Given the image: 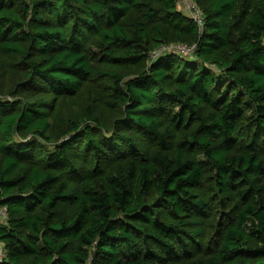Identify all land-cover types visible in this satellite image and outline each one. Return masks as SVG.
Returning <instances> with one entry per match:
<instances>
[{
  "label": "trees",
  "instance_id": "1",
  "mask_svg": "<svg viewBox=\"0 0 264 264\" xmlns=\"http://www.w3.org/2000/svg\"><path fill=\"white\" fill-rule=\"evenodd\" d=\"M192 1L0 0L1 264H264V0Z\"/></svg>",
  "mask_w": 264,
  "mask_h": 264
},
{
  "label": "rangeland",
  "instance_id": "2",
  "mask_svg": "<svg viewBox=\"0 0 264 264\" xmlns=\"http://www.w3.org/2000/svg\"><path fill=\"white\" fill-rule=\"evenodd\" d=\"M192 1V0H191ZM190 0H178V8H179V10H181L184 14H187V15H189V16H193V7L195 6V9L197 8L196 7V5H193V1L191 2ZM195 4V3H194ZM198 9V8H197ZM199 10V9H198ZM195 14V13H194ZM177 44L178 43H169V44H167V45H163V46H161V47H159L157 50H155V51H153L152 52V58H151V60H149L148 61V63L150 64V63H152V61H154V59L155 58H157L158 57V55H156V56H154V54H157V53H159L160 51H162V52H160L159 54H161V53H163V51H167V52H171V53H174V52H177L178 51V47H177ZM186 52H188V51H186ZM177 53H180V52H177ZM185 56H187L188 58H189V60H195V58H194V56H193V50H191L190 52H188V53H186V54H184ZM87 90L89 91V92H92L93 93V88H92V86L91 85H89L88 86V88H87ZM85 95H86V93H84L83 95H81L83 98H85ZM8 99H10V98H8ZM81 103H82V99H81V97H79V100L78 101H76V103H75V107L76 108H80V105H81ZM106 109H104V111H103V114H102V116L105 118V119H107V118H109V116H110V112H109V110L107 109L108 107H106V106H104ZM79 110V109H78ZM248 113L250 114V112H248L247 111V113H246V116L248 115ZM31 137V135H28V137L27 138H25V139H28V138H30ZM20 139V138H19ZM202 158H203V156H201ZM206 188L208 189V187L206 186ZM209 190V189H208ZM208 193V192H207ZM211 192H210V190H209V196H211ZM153 198L154 197H150V200H153Z\"/></svg>",
  "mask_w": 264,
  "mask_h": 264
},
{
  "label": "built area",
  "instance_id": "3",
  "mask_svg": "<svg viewBox=\"0 0 264 264\" xmlns=\"http://www.w3.org/2000/svg\"><path fill=\"white\" fill-rule=\"evenodd\" d=\"M193 5H195V4L193 3ZM193 17L197 20V22L200 25H202V14H201L200 10H198L197 8L195 9V6L193 7ZM177 47H178L177 52H180V54H186V53L190 52L191 50H193L195 45L188 46L184 43H178ZM186 51H188V52H186ZM160 52H162V51H160ZM159 53L154 54V56L158 55ZM7 219H8V207H7V205L3 204L0 200V222H5V221H7ZM5 254H6V252H5L4 243L0 240V264L3 261Z\"/></svg>",
  "mask_w": 264,
  "mask_h": 264
},
{
  "label": "crops",
  "instance_id": "4",
  "mask_svg": "<svg viewBox=\"0 0 264 264\" xmlns=\"http://www.w3.org/2000/svg\"><path fill=\"white\" fill-rule=\"evenodd\" d=\"M3 223V222H2Z\"/></svg>",
  "mask_w": 264,
  "mask_h": 264
}]
</instances>
